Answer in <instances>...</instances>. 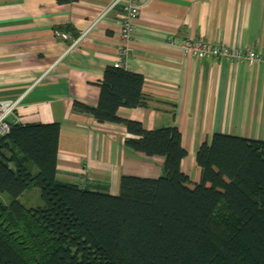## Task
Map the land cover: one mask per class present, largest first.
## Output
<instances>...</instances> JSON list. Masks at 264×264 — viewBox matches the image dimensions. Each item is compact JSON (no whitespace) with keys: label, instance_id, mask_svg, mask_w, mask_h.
<instances>
[{"label":"crops","instance_id":"crops-1","mask_svg":"<svg viewBox=\"0 0 264 264\" xmlns=\"http://www.w3.org/2000/svg\"><path fill=\"white\" fill-rule=\"evenodd\" d=\"M114 0H0V101L22 97L20 124H58L57 178L101 184L116 195L121 176L155 179L161 158L124 149L123 125L72 109L95 108L106 68L118 61V6L76 47L68 46ZM134 40L123 69L143 78L145 107L118 115L146 131L174 127L189 189L200 181L196 154L213 135L264 142V65L183 56L202 39L264 54V0H138ZM65 33L68 40L55 36Z\"/></svg>","mask_w":264,"mask_h":264},{"label":"trees","instance_id":"trees-1","mask_svg":"<svg viewBox=\"0 0 264 264\" xmlns=\"http://www.w3.org/2000/svg\"><path fill=\"white\" fill-rule=\"evenodd\" d=\"M74 4L78 0H55ZM143 78L108 67L97 106L72 109L123 125L125 150L161 158L155 179L121 176L116 195L101 184L57 178L58 124L11 126L0 138V264H264V142L213 135L199 147L200 181L180 170L186 157L174 127L144 130L118 115L144 108ZM33 186L40 203L25 207Z\"/></svg>","mask_w":264,"mask_h":264},{"label":"built area","instance_id":"built-area-1","mask_svg":"<svg viewBox=\"0 0 264 264\" xmlns=\"http://www.w3.org/2000/svg\"><path fill=\"white\" fill-rule=\"evenodd\" d=\"M118 6L119 31H118V61L113 64L114 68H122L124 61L130 54L131 44L134 40L136 21L139 16L141 4L138 0H114L112 4L102 10L98 16L92 20L88 27L68 46L70 51L79 45L85 37L100 23L103 18L115 7ZM55 36L62 40H68L65 33L54 32ZM180 51L183 56L194 57L201 60L210 58H222L227 62H243L249 64H263L264 54L256 53L251 49H229L220 44H209L202 39H186L182 41ZM22 97L13 101H0V138L6 136L12 125L19 123V117L15 113Z\"/></svg>","mask_w":264,"mask_h":264},{"label":"rangeland","instance_id":"rangeland-1","mask_svg":"<svg viewBox=\"0 0 264 264\" xmlns=\"http://www.w3.org/2000/svg\"><path fill=\"white\" fill-rule=\"evenodd\" d=\"M20 202L25 205V207H36L39 203V194L35 187L30 186L29 190L26 191L24 195L21 196ZM0 203L7 205L9 203V197L7 194L0 192ZM67 260L70 264H78L77 259L73 257H68Z\"/></svg>","mask_w":264,"mask_h":264}]
</instances>
